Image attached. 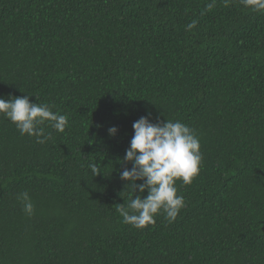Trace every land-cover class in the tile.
Segmentation results:
<instances>
[{"label": "trees", "instance_id": "trees-1", "mask_svg": "<svg viewBox=\"0 0 264 264\" xmlns=\"http://www.w3.org/2000/svg\"><path fill=\"white\" fill-rule=\"evenodd\" d=\"M209 2L0 0V98L68 118L41 144L0 115V264H264V11ZM149 113L192 128L202 161L176 219L137 229L121 161Z\"/></svg>", "mask_w": 264, "mask_h": 264}, {"label": "clouds", "instance_id": "clouds-1", "mask_svg": "<svg viewBox=\"0 0 264 264\" xmlns=\"http://www.w3.org/2000/svg\"><path fill=\"white\" fill-rule=\"evenodd\" d=\"M240 3L245 8L264 11V0H240ZM215 5L216 0H210L201 16ZM197 24L198 20H192L186 30L191 31ZM0 115L14 123L22 136H34L41 144L50 138V134H46L40 125L51 122L52 128L62 133L68 124L67 116L53 112L47 103L30 102L29 95L0 98ZM150 117L149 113L133 123L134 134L121 161L122 165H132L130 169L123 167L120 178L128 182L126 187H130L133 195L127 207L121 206L119 211L123 222L137 229L155 224L154 217L161 212L169 223L176 219L185 207L184 197L177 194L176 181L191 184L199 174L202 161L199 139L192 128L179 120L161 122L158 119L153 123ZM117 131L115 126L108 129L110 136H115ZM88 167L94 176L100 174L95 163ZM137 190L141 195H135ZM145 190L147 195L143 196ZM17 198L22 201V211L32 216L35 206L28 192L20 193Z\"/></svg>", "mask_w": 264, "mask_h": 264}]
</instances>
